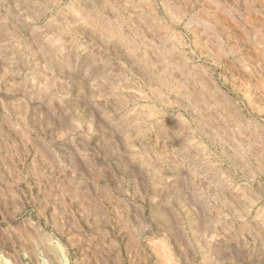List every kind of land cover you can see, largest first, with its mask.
Segmentation results:
<instances>
[{"label": "rangeland", "instance_id": "374dc122", "mask_svg": "<svg viewBox=\"0 0 264 264\" xmlns=\"http://www.w3.org/2000/svg\"><path fill=\"white\" fill-rule=\"evenodd\" d=\"M0 264H264V0H0Z\"/></svg>", "mask_w": 264, "mask_h": 264}]
</instances>
